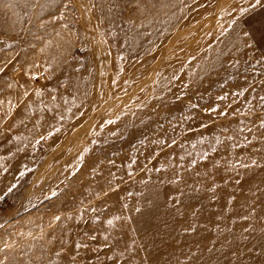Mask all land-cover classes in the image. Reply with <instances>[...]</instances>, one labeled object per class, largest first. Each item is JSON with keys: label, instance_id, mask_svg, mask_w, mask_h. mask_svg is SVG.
Wrapping results in <instances>:
<instances>
[{"label": "rangeland", "instance_id": "374dc122", "mask_svg": "<svg viewBox=\"0 0 264 264\" xmlns=\"http://www.w3.org/2000/svg\"><path fill=\"white\" fill-rule=\"evenodd\" d=\"M0 264H264V0H0Z\"/></svg>", "mask_w": 264, "mask_h": 264}, {"label": "bare ground", "instance_id": "6f19581e", "mask_svg": "<svg viewBox=\"0 0 264 264\" xmlns=\"http://www.w3.org/2000/svg\"><path fill=\"white\" fill-rule=\"evenodd\" d=\"M91 26V25H90ZM88 26V27H90ZM90 30H93V29H90ZM92 33V32H91ZM76 34V31L74 29H69L67 27H63V26H58V28L55 30V32L52 34V37L50 38L53 39L55 38L56 39V42L58 41V43H62L63 42V38L66 40V39H71V37H73L74 35ZM94 34V33H92ZM95 35V34H94ZM63 37V38H62ZM95 38V37H94ZM96 40V39H94ZM102 40V39H101ZM97 41V40H96ZM95 41V43H96ZM97 45V44H96ZM57 45H50L48 42L47 43H43L41 48L39 49V51L36 52V54H33L31 56H28L27 59H26V63L29 65V64H33V61L36 60V58L38 59H41V62H44L45 64L44 65H48V64H60V61L61 59H58V56H57ZM97 48V47H96ZM95 53V52H94ZM102 60V59H101ZM167 61V60H166ZM61 65V64H60ZM104 65V63H103ZM107 65V64H106ZM105 65V66H106ZM159 65V64H158ZM68 75L67 77H65V85L63 87L60 88V94L62 96H67L65 97V102H67V104H65V107L67 109H70V107L68 106L69 103L73 102V103H76L77 105L81 102H83V99L85 97V94L86 91H85V88L87 87V84L86 82H84L85 79H88V82H89V78L88 77H81V76H77V74L71 70L69 71L70 69L68 67H65L64 68ZM156 70V69H155ZM152 71V70H151ZM99 72V71H98ZM155 71H153L152 74H154ZM156 74V73H155ZM130 76V75H129ZM156 76V75H155ZM148 77V76H147ZM153 77V76H152ZM151 78V77H150ZM83 80V81H81ZM106 82V81H105ZM72 84L74 85V87H72ZM107 85V84H106ZM12 88V87H10ZM14 89V88H13ZM76 89H78V93H76ZM11 91V89H10ZM13 92V91H12ZM59 94V95H60ZM95 95V94H94ZM61 96V97H62ZM75 97L76 100L73 98ZM108 102H112L111 100L108 101ZM104 103V102H103ZM107 104V103H106ZM64 105V104H62ZM105 105V104H104ZM106 106V105H105ZM55 107H53V111H54ZM51 110V111H52ZM66 110V109H65ZM21 114V113H20ZM19 114V115H20ZM37 115H40V116H47L48 113H37ZM67 115V114H66ZM22 116H23V113H22ZM65 117V121H67V116H64ZM26 118V117H25ZM44 118V117H43ZM28 119H31V116H29ZM47 122H41L43 125H48L49 127H53V126H56L58 123L61 124V122L63 121H60V118L58 117L57 119H54V118H49L47 117ZM42 126V125H41ZM43 127V126H42ZM70 139L68 137V139L66 140V145H63L65 148H66V151L69 153V151L73 150V147H70L69 145V142H70ZM73 140V139H71ZM62 146V145H61ZM60 146V148H62ZM76 146V145H75ZM76 148V147H75Z\"/></svg>", "mask_w": 264, "mask_h": 264}, {"label": "snow or ice", "instance_id": "6c2138e0", "mask_svg": "<svg viewBox=\"0 0 264 264\" xmlns=\"http://www.w3.org/2000/svg\"><path fill=\"white\" fill-rule=\"evenodd\" d=\"M260 3V0H257V4H259Z\"/></svg>", "mask_w": 264, "mask_h": 264}]
</instances>
